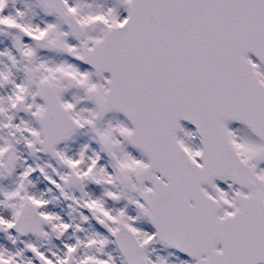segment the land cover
Here are the masks:
<instances>
[{
  "label": "snow or ice",
  "instance_id": "1",
  "mask_svg": "<svg viewBox=\"0 0 264 264\" xmlns=\"http://www.w3.org/2000/svg\"><path fill=\"white\" fill-rule=\"evenodd\" d=\"M0 264H264V0H0Z\"/></svg>",
  "mask_w": 264,
  "mask_h": 264
}]
</instances>
